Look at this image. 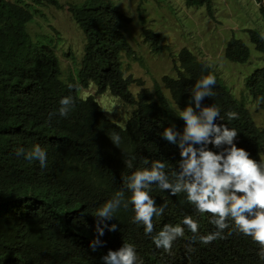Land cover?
Listing matches in <instances>:
<instances>
[{"label": "clouds", "instance_id": "obj_1", "mask_svg": "<svg viewBox=\"0 0 264 264\" xmlns=\"http://www.w3.org/2000/svg\"><path fill=\"white\" fill-rule=\"evenodd\" d=\"M255 4L260 10L264 0ZM0 7V28L24 24L30 44L0 48V235H19L0 243V264H148L118 230L121 207L167 264H264V109L242 118L213 100L216 88L247 96L253 69L221 53L242 70L233 89L198 45L176 32L183 46L170 51L166 34L123 0H0ZM213 9L216 16L214 0ZM190 10L213 19L205 8ZM97 13L108 27L101 41ZM56 14L80 39L77 49L52 25L54 37L33 40L30 26ZM150 31L161 35L160 50ZM256 31L264 35V27ZM136 47L152 58L167 54L172 72L146 87L132 71V63L148 69ZM186 48L214 74L201 73L181 104L176 67ZM233 233L246 250L215 245Z\"/></svg>", "mask_w": 264, "mask_h": 264}, {"label": "rangeland", "instance_id": "obj_2", "mask_svg": "<svg viewBox=\"0 0 264 264\" xmlns=\"http://www.w3.org/2000/svg\"><path fill=\"white\" fill-rule=\"evenodd\" d=\"M61 1L68 2L72 0ZM115 1L118 3V0ZM123 2L129 7L138 8L146 18L148 24L153 25L156 31L166 34L165 41L167 43L165 44H169L170 51L179 50L183 46L179 35L182 36V41L189 47L193 46L196 48L198 45L201 48L203 53L202 58L204 60L208 59L222 78L226 82H230L233 89H240L242 86L238 84L242 71L240 67L238 65L237 67L228 65L222 58V51L212 54L206 50L208 49L212 52L221 50L223 44L232 36L242 38L247 42L244 35L245 29H263L262 18L258 6L255 4V0H214L215 8L218 11H216V20L209 19L208 17L205 19L200 18V13L193 14L190 9L183 6L181 0H166L161 8L159 7L163 3L161 0H147L142 4H140V0H123ZM202 12L206 16H210L205 10H202ZM65 15L70 21L68 15L66 13ZM51 25L60 29L63 37L70 40L75 49L78 48L80 39L74 36L71 26L63 21L62 15L60 14L42 18L37 30V22L35 21L30 26L33 40L43 41L46 36H53L49 30ZM247 45L255 56L260 57L255 52L251 43L248 42ZM203 46L207 49L202 48ZM136 50L139 54H143L144 63L148 66V69L145 70L137 63H132V71L136 76L141 77L146 87L155 85V81L160 83L163 76L172 72V60L167 54L152 58L148 57L147 52L143 48L136 47ZM256 63L257 60L254 59L253 64ZM103 104L108 107L114 105L109 99H105ZM120 112L121 109L118 108V115Z\"/></svg>", "mask_w": 264, "mask_h": 264}, {"label": "trees", "instance_id": "obj_3", "mask_svg": "<svg viewBox=\"0 0 264 264\" xmlns=\"http://www.w3.org/2000/svg\"><path fill=\"white\" fill-rule=\"evenodd\" d=\"M260 1V0H258ZM187 5L190 8L201 9L205 8L211 17L216 20L213 9V0H187ZM2 8L0 7V12ZM214 11V12H213ZM217 11V10H216ZM218 12V11H217ZM260 16L264 18V5L261 6L259 10ZM96 14V26H95V39L101 41L105 37V32L108 27L103 28L101 22L102 18ZM264 21V19H263ZM108 23V22H107ZM264 27V23H263ZM247 42L242 38H237L233 36L230 40L228 39L224 45L223 55L226 60L236 64H246L248 70L253 71L250 73L246 79L244 94L241 99L235 97L234 93L230 90L228 92L224 88H216L215 95L213 97L214 103L217 106H229L232 110H238L240 115L251 119L253 115L260 112L259 107L264 109V35L261 34L256 29H249L245 33ZM146 38L153 43V46L158 48L161 35L155 34L150 31L146 34ZM251 43L254 50L260 57L253 55L250 47L247 43ZM99 43V42H98ZM1 47H12V48H30V44L27 39V33L25 25H16L10 27L9 30H4L0 28V48ZM254 59L257 60L256 64H253ZM180 67H176L178 71L179 78L175 82L178 83L177 88L174 91L175 96H179L177 100L182 104L186 100L187 92L189 87L193 84L194 80L200 78V74L207 76L209 74H214L213 69L207 65L205 62L199 60L196 55L188 48L183 49L179 54ZM91 66V65H90ZM251 68V69H250ZM216 86L223 87L224 85L221 81L216 80ZM223 82V81H222ZM215 88V87H214ZM213 88V89H214ZM184 94V95H182ZM241 94V93H240ZM251 101H247V100ZM259 106V107H258ZM163 116H169V110L162 113ZM91 116L84 115L82 118V123L88 124L91 122ZM92 127H90V130ZM115 222L118 224L119 232L128 238L130 241L134 242L140 253L146 259L148 264H167L168 260L163 259L158 254H153L149 248L144 236L140 232L138 226H136L131 220V210L128 207L124 209L121 207L115 214ZM226 232V231H225ZM21 235V234H20ZM19 235H0V243L7 244L17 243ZM215 245L222 249L230 250H246L249 243L242 238V236L233 233V235L228 236L223 240L214 241Z\"/></svg>", "mask_w": 264, "mask_h": 264}]
</instances>
